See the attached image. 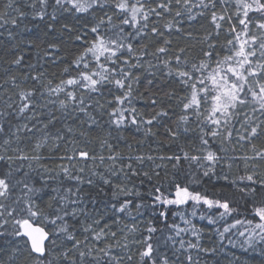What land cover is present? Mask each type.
Returning <instances> with one entry per match:
<instances>
[{"label":"snow or ice","instance_id":"obj_1","mask_svg":"<svg viewBox=\"0 0 264 264\" xmlns=\"http://www.w3.org/2000/svg\"><path fill=\"white\" fill-rule=\"evenodd\" d=\"M15 2L16 0H7L4 8L11 11H0V26L9 23L16 25L18 18L26 15L15 6ZM30 7L34 18L44 20L48 16L52 21L57 19L56 12L60 9L87 13L90 9L96 8L103 13L97 22L88 28L92 34L91 39L87 38L86 33L75 35V40L82 42V51L72 62L76 75H69L68 78L62 79L55 87L50 81L46 86L48 95L55 94L62 109L67 110L71 106V111L87 115L89 128L97 124L96 117L89 109L92 111L103 109L104 104L99 98L106 96H111V100L106 101L111 105V111L107 113L108 122L117 130L127 127L128 124L135 125L137 128L141 124L152 125L158 117H167L168 112L161 110L151 119H145L143 114L133 106V85L139 81V77L134 75L133 70L144 67L145 64L151 69L153 64L151 61H145L144 58L152 56L160 61L161 55L165 57L168 55L169 49L166 46L171 41L164 39L165 46L157 47L155 52L151 53L146 47L134 48L133 44L138 38L145 37L148 32L164 36V32L160 31L155 23L149 27L153 17L156 20L163 19L165 16L172 17L164 25L169 34L173 31L179 32L180 22L185 19L192 21L199 17L209 21L212 31L203 37L201 43L206 47L200 49L198 57L189 60L186 50L181 48L180 54L175 55L174 59L166 58L160 61L167 69V75L174 77L185 93L182 97H177L181 113L176 130L167 129L169 136L175 139L181 131H188L187 127L180 128L181 123L187 125L194 122L199 127L198 148L193 154L181 151L179 154L167 157L151 155L124 157L119 152L113 153L112 146L109 144L110 155L107 160L110 163L111 172L105 175L93 170L92 175L97 176L104 185L109 187L112 200L108 207L112 210V219L115 220L120 215L132 219L131 225L126 224L121 229L122 234L125 230L127 234L140 231L136 221L146 211L154 220L163 223L168 229L169 235L166 236L164 244L170 243V246L163 252L160 251V244L153 240V234L157 233L158 228L151 221L144 229L146 234L139 240L131 241L139 245L138 264H199L198 260H193L191 254L186 253L190 250L214 252L215 248H203L199 243L202 229L196 226L192 218L197 216V206L200 205L210 215L205 217L201 214L199 219H207L210 224L217 223V220L213 218L217 213L220 220L232 217L234 222L225 221V224L221 226L222 231L219 228L216 229L221 243L228 239L226 234L233 229H236L239 237L245 238L240 244L242 248L245 245L247 248H254L257 244L264 243V174L257 171L258 162H264V149H257L253 143L254 140L264 136V0H112L111 5L107 0H53L51 13L47 11L49 0H32ZM109 8L113 14H109ZM12 13L16 16H12ZM116 13H119L118 24L113 20V15ZM48 27L52 28V24ZM64 29L72 31L67 24L64 25ZM188 35L191 37V33ZM221 37H223L222 40ZM50 47L56 46L50 45ZM23 60V56H18L12 63L20 65ZM64 71L67 73L69 69L65 68ZM28 78L25 77V79ZM30 78L33 81H41V75ZM9 79L13 87H19L15 76ZM61 94L63 99H59ZM44 95L45 92L37 89H21L16 93L15 112H0V118L7 115L13 119L21 118L27 121L13 128L10 119H0V162L7 164L6 170H0V236L10 234L25 238L27 254L33 258V264H44L47 260L46 252L49 251L46 248V242L48 245H54L56 242L54 238H50L48 231L36 223L38 219L46 215L37 201L47 194L45 189L50 187L48 181L55 179V176L44 175L51 170L39 164V161L43 159L39 150L48 139L57 142V147L61 141L66 148L72 143L59 129L54 133L46 132L45 130L49 128L47 123L41 122L42 127L39 129H36L34 123L32 127H29V123L37 119L36 110L41 107L36 102L37 97L42 98ZM156 104V100L153 99L152 105L156 106ZM5 105L7 109L13 108L11 97L5 101ZM249 108L250 113L245 111ZM65 114H68L67 111ZM49 123H53L51 116ZM65 128L66 133H72L71 127L65 126ZM33 129L42 134V140L32 146L31 154L25 153L19 145L13 147L14 140L19 141L24 133H33ZM234 131L236 143H248L253 152L251 156L242 154L231 158L233 163L244 162L245 174L239 177V181L230 182L233 187L238 188L243 197H252L250 201L252 219L246 217L241 220L233 217V213L238 209L230 199L210 198L200 191L190 190L187 184L176 178L165 186L161 182L160 172L153 171L150 174L147 171H137L132 162H125L135 161L138 165H142L145 159L168 160L174 169H179L183 160L189 167L195 165L203 169V175L208 176L214 174L217 166L227 159L220 153L224 151V141L233 142ZM150 132L151 129L148 128L147 133ZM217 140H220L221 144L219 148L214 149L210 142ZM57 159L67 161V166L63 163L59 164L57 166L59 172L56 176L63 175L67 179L77 181L78 184L75 190L68 188L63 195L57 188L51 189L55 194L52 199L55 200L57 207L49 220L50 224L56 226L58 232L64 233L68 240L73 241V247L79 252L81 264L86 256L92 255L93 251L109 256V264H120L117 257L110 256L112 244L107 241L110 237L116 241L117 246L127 249L128 245H121L120 240L116 239V232L106 230L109 228L107 224L100 227V221L93 220L96 227L88 225L83 228L93 241L104 242V247L93 249L87 243L89 236L85 237L84 242L77 240L74 229L69 231L67 223L69 217L88 216L79 185L93 184L92 178L85 180L80 175H74L73 169L83 173L84 167L77 168V164H87L89 161L95 163L97 159L103 164L105 157L98 158L95 154L90 155L88 151L76 149L66 151ZM15 161H35L43 172L33 169L37 171V178L29 177V173L24 172L23 175L27 179H17L16 174L21 168L19 165L16 168L12 167ZM28 167L31 169L32 164L29 163ZM155 167L164 169L167 166L157 164ZM228 167L231 168L232 164H228ZM140 175L147 177L149 182L152 181L153 176L157 177L151 191L141 192L139 185L131 183L133 177ZM111 177H117L121 182L114 184ZM225 179L228 178L225 177ZM239 184H243V187H239ZM17 189H19V195L16 194ZM145 196L150 203L144 202ZM190 203L192 211L189 217L185 215L184 206ZM213 209L216 211L212 212ZM170 213L172 216L180 217L183 227L174 221L169 223ZM9 224L12 228L10 233L8 232ZM244 225L248 227L240 230L238 226ZM56 235V231L51 233L52 237ZM187 235L195 238V242L191 239L185 240L184 236ZM124 239L127 240L128 235H124ZM81 243L88 249L87 251L81 250ZM228 243L232 244L233 241L228 239ZM178 254L184 255V261L180 260ZM63 255L67 258L68 252ZM94 259L95 264H99L100 257L97 256ZM128 259L131 261L132 256L129 255ZM70 264H76V261H70Z\"/></svg>","mask_w":264,"mask_h":264},{"label":"trees","instance_id":"obj_2","mask_svg":"<svg viewBox=\"0 0 264 264\" xmlns=\"http://www.w3.org/2000/svg\"><path fill=\"white\" fill-rule=\"evenodd\" d=\"M108 4H112V0H107ZM7 0H0V11H11L4 8ZM32 0H16L15 6L19 7L21 11L25 12L26 15L23 18H18L17 24H4L0 26V112H15V101L17 100L16 93L21 89H37L45 92V95L37 97V103L41 105L37 111V119L29 123V127H32L34 123L36 129L42 127V123L49 124L47 131L55 132L57 129L62 134H66V139L72 141L71 144L65 147L63 141L59 142V147L56 146L57 142L52 139H48L43 147L39 150V154L43 157L39 164L45 165L49 170L48 175L55 176L54 180H49V188L45 189L47 194L43 195L41 200L37 203L44 209L45 217H42L36 221V223L45 228L51 236L53 231L57 232L55 237L54 245H48L46 252L47 260L44 264H70V261H76V264H81L79 252L73 247V241L68 240L64 233L58 232L56 226L50 224L49 220L53 217L55 208L57 207L56 202L52 197L55 195L52 193V188H57L61 195L64 194L68 188L77 186L78 182L75 180L67 179L63 175L56 176L59 172L57 167L59 164H65L67 161H61L57 159L58 156L64 155L68 150H85L90 155L95 154L98 158L100 156L105 157L104 163L101 164L99 159L95 163L89 161L87 164L79 163L77 168L84 167V172L80 173L76 169H73L74 175H80L83 179L87 180L92 178L93 184L88 185L84 183L79 185L81 194L84 199L85 206L87 208L88 216L83 215L76 218H67L69 225V231H73L77 240L81 242L85 241V237L89 236L88 233L83 231V228L93 224V220L100 221V227H104L105 224L109 226L108 229L112 232H116V239L120 240L121 245L127 244V249L122 246H117L116 241L109 237L108 243L112 244L110 256H115L120 260V264H138L139 257L137 252L139 245L132 243L133 239L139 240L146 233L144 229L151 221L154 226L158 228L157 233L153 234L154 242L160 244V251L167 250L170 246L164 244V240L169 235L168 229L163 223L158 220H154L149 212H145L144 215L136 221L137 227L140 229L135 234L121 233V229L124 225H131L133 223L131 218L123 215L117 216L115 220L112 219V210L108 207L109 202L112 200L111 192L109 187L104 185L97 176L92 175V171L95 170L99 173L108 175L111 172L110 163L107 157L110 155L108 145L112 146V152H119L122 156H147L153 157L159 156H171L173 154H179L181 151L194 153V150L199 146V127L196 123L190 122L187 125L181 123L180 128L187 127L188 131H181L180 135L175 139L170 138L167 129L173 131L177 128L178 117L181 113L180 102L177 97H182L185 93L182 86L177 83L174 77L167 75V69L163 66L160 61L163 59H174L175 55L180 54L179 50L184 48L186 55L189 60L196 58L200 55V49L206 47L201 41L203 37L212 31V26L207 19H197L188 21L182 20L180 22L181 30L179 32L173 31L169 34L164 25L172 19L171 16H165L163 19L156 20L154 17L150 21L149 27L153 26V23L159 28L160 31L164 32V36L153 35L148 32L145 37L138 38L134 42V48L146 47L147 50L155 52L157 47L165 46L163 40L167 39L171 41L166 47L169 49L168 55L165 57L161 55L160 61L156 60L152 56L145 57V61H151L153 67L148 68L147 64L144 67H140L133 70L134 75L139 77L138 83L134 84L133 92V106L143 114L145 119H151L156 112L166 111L168 112L167 117L157 118L153 121L152 125L141 124L139 128L135 125L128 124L127 127H123L119 130L111 125L108 111H111V105L107 104V100H111V96L99 98L100 102L104 104L103 109L97 111H89L96 117L97 124L93 127H88V116L84 113H78L69 109L64 110L61 108L58 98L55 94L51 96L46 92V86L50 81L52 86L55 87L60 83L62 79L68 78L69 75H76L73 61L77 55L82 51L81 41L75 40V35L87 34V38L91 39L92 34L88 31V28L94 25L97 20L103 15L96 8L90 9L87 13H75L74 11H65L60 9L56 12L57 19L52 21L50 17L46 16L44 20L34 18L33 10L30 7ZM37 7L39 4L37 3ZM49 13L53 11V0H49V7L47 9ZM109 14H113L112 10L108 9ZM119 13L113 15L115 23H119L117 18ZM12 16H16L12 13ZM52 24V28L48 25ZM67 24L72 31L64 29V25ZM129 30V29H126ZM188 33H191L189 37ZM223 37H221V40ZM55 45L56 47H50ZM18 56H23L24 60L20 65L13 64L12 61ZM32 65V67H29ZM68 68L69 72H65L64 69ZM35 75H41V81H33L30 77ZM16 77V84L19 87H13L10 77ZM25 77H29L25 79ZM7 81V83H5ZM175 93V95H172ZM80 94V93H78ZM11 97V102L14 106L12 109H7L5 101ZM59 99H63L61 94ZM155 99L156 106L152 105V100ZM50 101H57L51 103ZM67 111L68 114H65ZM245 111L251 112V109H245ZM53 119V123H49V117ZM0 119H10L13 128L16 125L23 124L27 121L12 117H5ZM42 122V123H41ZM83 122V123H82ZM71 127L72 133H66V128ZM239 127V125H237ZM150 128L151 132L147 133V129ZM33 129V133H24L21 135L19 141L13 143V147L19 145L25 153L31 154L32 146L42 140V134ZM83 133V135H81ZM236 132H233V142L228 143L224 141L223 148L220 154L227 157L225 161H222L217 166L214 174L208 176L203 175V169L197 168L195 165L192 167L188 166L186 161H181V167L174 169L172 163L168 160L148 161L145 159L142 165H138L135 161L132 162L133 167L137 171H147L150 174L153 171L161 173V182L167 186L173 178L182 181L190 187V190L200 191L202 194L208 195L210 198H227L233 201L238 209L237 212L233 213V217L244 220L246 217L252 219V197H243V194L238 191L237 187H233L230 183L233 180L239 181V177L245 174L244 162L237 161L232 162L233 156H240L246 154L251 156L253 154L252 148L248 143L235 141ZM105 141L107 143H105ZM212 143L214 149L219 148L221 141L217 140ZM257 149H264V136L254 140ZM9 154H13L9 152ZM29 163L32 164V168L28 167ZM161 164L166 165L164 169L156 168L155 165ZM228 164H232L229 168ZM17 165L20 166L21 170L16 174L17 179H27L23 173L28 172L29 177L37 178V171L43 172L42 169L38 168V163L35 161H15L12 164L13 168ZM238 165V166H237ZM6 162H0V170H6ZM107 170V171H106ZM257 171L264 174V162H258ZM165 173L167 175L165 176ZM227 177L228 179H225ZM113 183H120V179L117 177H111ZM157 180V177L153 176L152 181L149 182L147 177L142 175L133 177L131 183H135L140 186L141 192L151 191L152 184ZM239 187H243V184H239ZM101 189H103L101 191ZM16 194L19 195V189ZM258 201V198H257ZM145 203H150L147 196H145ZM51 205V207L49 206ZM186 209L185 215L190 217L192 211L191 203L184 206ZM175 211V210H174ZM198 214L192 218L196 226L202 229V236L200 238V245L203 248L212 249L215 251H196L190 250L186 254H191L193 260L199 262V264H264V243L257 244L254 248L240 247V244L244 241V237H239L236 229L226 234L228 239L233 241L232 244L228 243V239H225L222 243L216 229H222V225L225 221L228 223L234 222L232 217H226L225 220L218 219V213L214 219L217 223L210 224L207 219L201 220L199 216L202 214L205 217L210 215L209 212L204 210L202 205L197 206ZM216 210L213 209L212 212ZM135 215V212H133ZM175 222L183 227V223L179 216H172L170 213L169 223ZM59 221L57 224L59 225ZM240 230L248 227L247 225L238 226ZM12 231L11 224L8 226V232ZM124 235H128V239H124ZM185 240H193L195 238L190 235L184 236ZM23 237H14L10 234L0 236V264H33V258L27 254V248ZM90 248L104 247V242H95L89 236L87 241ZM247 249V250H246ZM71 250V251H69ZM81 250L87 251L84 244L81 243ZM68 252V257H64V253ZM132 256V260L128 259V256ZM171 255V252H169ZM180 260L184 261V255L178 254ZM99 256V264H109V256H104L102 253L92 252L91 256L84 258L83 264H95V257Z\"/></svg>","mask_w":264,"mask_h":264},{"label":"water","instance_id":"obj_3","mask_svg":"<svg viewBox=\"0 0 264 264\" xmlns=\"http://www.w3.org/2000/svg\"><path fill=\"white\" fill-rule=\"evenodd\" d=\"M38 226H40V225H38ZM40 227H42V226H40ZM45 229V228H44ZM45 231H47L46 229H45ZM51 237V236H50ZM46 248H47V242H46Z\"/></svg>","mask_w":264,"mask_h":264}]
</instances>
